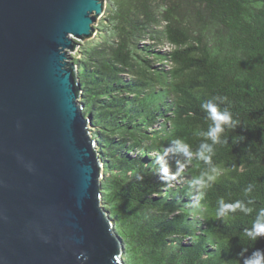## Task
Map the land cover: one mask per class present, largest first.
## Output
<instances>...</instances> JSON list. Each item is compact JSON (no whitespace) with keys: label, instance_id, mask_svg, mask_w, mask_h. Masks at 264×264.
Here are the masks:
<instances>
[{"label":"trees","instance_id":"trees-1","mask_svg":"<svg viewBox=\"0 0 264 264\" xmlns=\"http://www.w3.org/2000/svg\"><path fill=\"white\" fill-rule=\"evenodd\" d=\"M100 1L95 38L71 63L122 263L244 264L264 252V236L245 234L264 223V0ZM209 100L236 122L216 145L202 135ZM219 201L241 207L218 216Z\"/></svg>","mask_w":264,"mask_h":264},{"label":"water","instance_id":"water-1","mask_svg":"<svg viewBox=\"0 0 264 264\" xmlns=\"http://www.w3.org/2000/svg\"><path fill=\"white\" fill-rule=\"evenodd\" d=\"M100 0H0V264H123L79 103Z\"/></svg>","mask_w":264,"mask_h":264},{"label":"clouds","instance_id":"clouds-1","mask_svg":"<svg viewBox=\"0 0 264 264\" xmlns=\"http://www.w3.org/2000/svg\"><path fill=\"white\" fill-rule=\"evenodd\" d=\"M224 99L226 100V98ZM201 108L207 113V119L211 121L208 131L206 133H202V135L204 136L205 140H210L212 145L221 143L220 137L224 133L225 127H229L232 129L236 127V122L232 120L231 113L227 109L221 110L218 104L213 103L210 100L204 102L201 105ZM174 143L176 145L177 154H183L186 156L191 155L188 145L184 144L180 140H176L174 141ZM164 151L165 153H167L168 149H165ZM213 154V148L207 143H201L196 152L197 158L208 164L210 166V171L212 173H215V167L211 166V155ZM155 163L159 165L158 174L163 180L165 175L170 174V168L167 162L164 161L162 157H158ZM207 179L209 181H214L215 176L208 175ZM193 182L201 186H204L205 183L203 178H197ZM219 202L221 203V207L219 208L218 216H224L227 211H235L236 209L241 207L239 203L226 205L222 201ZM261 214L264 215V210L261 211ZM245 234L253 239L258 236H264V223H261L259 220L255 221L252 231L249 232L246 230ZM244 264H264V252L257 250L253 252L250 257H244Z\"/></svg>","mask_w":264,"mask_h":264},{"label":"rangeland","instance_id":"rangeland-1","mask_svg":"<svg viewBox=\"0 0 264 264\" xmlns=\"http://www.w3.org/2000/svg\"><path fill=\"white\" fill-rule=\"evenodd\" d=\"M103 14H104V8H103L102 13L95 17V21L93 23V26L97 23V21L99 19L102 18ZM93 38H95V34L94 33H92L89 37H87L85 39H76V41H75L76 46L72 50H67V57L70 58V60H67V61L71 62L72 59L78 58L79 48H78L77 44H79V43L81 44V43L87 42V41H89V40H91ZM164 51H165V49H164ZM89 128H91V127L89 126ZM172 186L174 187L176 185L175 184H173V185L171 184L170 187H172Z\"/></svg>","mask_w":264,"mask_h":264},{"label":"bare ground","instance_id":"bare-ground-1","mask_svg":"<svg viewBox=\"0 0 264 264\" xmlns=\"http://www.w3.org/2000/svg\"><path fill=\"white\" fill-rule=\"evenodd\" d=\"M173 187V186H172Z\"/></svg>","mask_w":264,"mask_h":264}]
</instances>
